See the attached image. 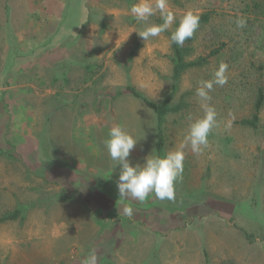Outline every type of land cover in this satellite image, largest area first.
Wrapping results in <instances>:
<instances>
[{
	"label": "rangeland",
	"instance_id": "rangeland-1",
	"mask_svg": "<svg viewBox=\"0 0 264 264\" xmlns=\"http://www.w3.org/2000/svg\"><path fill=\"white\" fill-rule=\"evenodd\" d=\"M255 1L169 0L209 20L182 46L200 63L177 81L183 106L166 118L164 152L199 112L197 81L221 61L229 78L211 93L219 126L201 155L186 150L175 199L141 203L119 197L103 141L120 124L138 139L132 163L156 152L157 116L129 87L154 102L172 90L170 31L144 42L129 13L136 0H0V88L10 89L0 102L13 120L0 130V217L21 211L0 223V264H83L93 251L98 264H264V102L259 128L244 123L264 93Z\"/></svg>",
	"mask_w": 264,
	"mask_h": 264
},
{
	"label": "clouds",
	"instance_id": "clouds-1",
	"mask_svg": "<svg viewBox=\"0 0 264 264\" xmlns=\"http://www.w3.org/2000/svg\"><path fill=\"white\" fill-rule=\"evenodd\" d=\"M129 13L142 26L139 30H134L144 42L170 31V45L182 47L199 28L198 12L187 9L177 14L171 9L169 0H136ZM156 16H159L161 23L154 22L152 18ZM235 24L238 29H243L247 25V19L238 15ZM228 78V64L221 61L210 79L198 80L195 96L199 112L188 114L183 139L163 154L152 151L144 157L142 163H132L129 159L138 139L120 124H113L108 128L103 143L110 159L115 162L114 168L119 166L116 186L120 198H131L141 203L152 194L160 201L175 199V185L183 176L186 150L201 155L209 147L210 134L219 126L211 93L216 86L223 87ZM123 214L132 217V207L125 205ZM83 264H98L96 253H89Z\"/></svg>",
	"mask_w": 264,
	"mask_h": 264
},
{
	"label": "trees",
	"instance_id": "trees-1",
	"mask_svg": "<svg viewBox=\"0 0 264 264\" xmlns=\"http://www.w3.org/2000/svg\"><path fill=\"white\" fill-rule=\"evenodd\" d=\"M259 1L260 0L255 1L256 5H258ZM208 20H209L208 14H203L200 16V22H205ZM173 47H174V53H175L173 78L176 83L173 84L172 90L167 94V96L163 100L158 101V102L151 101L150 99L145 97L142 93L137 91L134 87H129V91L133 95L144 99L147 103H149L152 106L157 116L158 134H157V141H156L155 147H156V152L160 154L164 153L165 146H166V135H165V129H164L166 118L169 114L180 111L183 106L182 103H178V104L173 103L175 93L178 89L177 81L180 79L181 75L186 69H188L189 67L195 66V65L197 66L200 63L199 62L200 60L187 62L185 60V55H184V51L182 47L176 44H173ZM201 61H203V59H201ZM263 102H264V93H263V90L261 89L258 94L257 101L255 104L254 116L248 120H245L244 122L248 124L249 126H252L254 129L259 128V122H260L259 111L261 110L263 106ZM20 214H21L20 210H15L14 212H10L4 216H1L0 223L7 221V220L18 219ZM205 257L206 259L209 258L208 251H206Z\"/></svg>",
	"mask_w": 264,
	"mask_h": 264
},
{
	"label": "crops",
	"instance_id": "crops-1",
	"mask_svg": "<svg viewBox=\"0 0 264 264\" xmlns=\"http://www.w3.org/2000/svg\"><path fill=\"white\" fill-rule=\"evenodd\" d=\"M4 92H7V94H10V89H8L7 87H4V86H1V88H0V96H2L3 97V95L5 94ZM4 93V94H3ZM1 100V99H0ZM6 101H7V99H6ZM21 103L19 102V105H20ZM15 105H16V103H15ZM11 106H13V103L11 104ZM10 106V107H11ZM7 107V105L6 104H4V101H2V102H0V130L2 129V128H8V121L9 120H12V118L10 117V116H4L3 115V112H4V109ZM21 108H23V105L21 104V106H20ZM13 121V120H12ZM13 125H14V122H13ZM0 136L1 137H4V136H6V133H3L2 131H0ZM145 223H151V222H149L148 220H146V218H144V220H143Z\"/></svg>",
	"mask_w": 264,
	"mask_h": 264
}]
</instances>
